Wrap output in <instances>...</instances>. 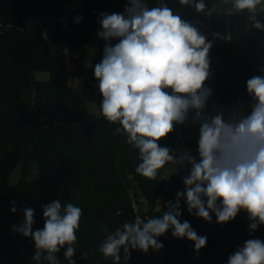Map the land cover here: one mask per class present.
<instances>
[{
	"label": "trees",
	"instance_id": "1",
	"mask_svg": "<svg viewBox=\"0 0 264 264\" xmlns=\"http://www.w3.org/2000/svg\"><path fill=\"white\" fill-rule=\"evenodd\" d=\"M67 1L0 0V264H37L32 259L34 240L13 231V225L22 224L24 209L31 207L33 231L42 229L43 206L54 200L82 209L72 258L76 264H114L111 257L105 258L98 251L106 236L124 223L133 222L136 216L146 220L162 215L166 204L175 202L176 193L184 191L183 177L190 171V166H178L164 176L160 169L155 180L137 174L138 150L115 132L117 124L93 114L84 97L68 83L62 59L83 45L89 32L101 30L100 13H123L127 0H80L83 16L77 24L71 20ZM161 2L147 0L149 7ZM165 3L173 11L200 14L193 7L180 5L178 0ZM205 3L209 9L212 5L222 7L212 17H204L202 23L208 41L213 42L209 53L211 75L206 81L212 91L208 110L222 111L227 119L232 112L247 111L251 98L246 81L264 75L258 70L264 68V31L248 26L247 12L230 17L223 14L222 0ZM44 14H49L52 21L38 31L29 30L26 17ZM258 17L264 23V12ZM214 32H231L232 40H214ZM98 42L95 64L102 60L105 45L99 37ZM64 48L68 49L67 54ZM73 59L79 68L81 57ZM94 66L90 81L97 80ZM38 71L50 77L38 79ZM90 88L100 107L101 94L93 86ZM241 104L245 106L240 108ZM193 115L190 111L189 120L176 125L160 145L178 150L176 142L181 139L187 148L198 147V125L191 124ZM21 161L25 162V171L36 162L39 176L10 184V175ZM160 199L162 206L157 208ZM135 201L136 205L146 201L149 208L137 210ZM181 212V222L187 220L198 235L207 237L206 246L198 254L193 242L173 238L169 230L158 238L164 245L162 249H149L147 253L130 249L127 264H227L229 256L246 240L264 241V225L250 235L246 211L224 224L217 223L214 213H210L211 223L190 214L183 200ZM105 226L107 232L103 231ZM64 251L62 248L56 254L59 264H68Z\"/></svg>",
	"mask_w": 264,
	"mask_h": 264
},
{
	"label": "clouds",
	"instance_id": "2",
	"mask_svg": "<svg viewBox=\"0 0 264 264\" xmlns=\"http://www.w3.org/2000/svg\"><path fill=\"white\" fill-rule=\"evenodd\" d=\"M178 2L205 18L217 12V6L209 9L205 0ZM222 5L226 16L247 12L251 28L264 31V23L257 19L264 12V0H222ZM199 23L182 19L165 0L152 7L147 0H127L123 13H100L97 35L105 45L94 76L102 96L101 115L117 124L115 132L138 150L135 171L142 177L155 180L168 163L175 165L172 172L177 166H190L183 177L184 191L176 193L175 202H168L162 215L146 220L136 216L106 236L98 251L114 264H127L130 249L159 251L164 245L158 238L169 230L173 238L193 242L198 254L207 237L198 235L187 220L181 222L182 200L190 214L209 223L210 213L224 224L243 210L250 221V235L264 225V75L246 81L251 98L246 112H232L226 119L222 111H209L212 91L206 81L211 75L213 42L200 31ZM212 36L232 40L231 32ZM44 38H48L46 32ZM63 51L67 54L68 49ZM258 70L264 72V68ZM190 111L194 113L191 124L198 125L199 159L186 148L173 150L159 143L176 125L189 120ZM81 216L80 207L54 200L43 206L42 229L33 231L34 209L29 207L24 209L23 223L13 225V231L34 240L32 259L37 264H59L56 254L62 248L68 264H76L72 258ZM103 231H108L106 226ZM227 264H264V241L246 240Z\"/></svg>",
	"mask_w": 264,
	"mask_h": 264
},
{
	"label": "rangeland",
	"instance_id": "3",
	"mask_svg": "<svg viewBox=\"0 0 264 264\" xmlns=\"http://www.w3.org/2000/svg\"><path fill=\"white\" fill-rule=\"evenodd\" d=\"M127 3L123 4V10L125 8V5ZM83 6V2L80 0H69L66 2V8L69 12L72 13L71 20L74 24H77V20L83 16V11L81 7ZM217 11H221L222 7L221 5H216ZM183 17L187 21H199L198 27L200 28V31L204 33L202 23L204 21V16L202 14L197 15H186V13L182 9H178L174 11V13H177ZM262 13V12H261ZM259 19V17H257ZM260 20V19H259ZM52 21V17L49 14H44L41 16H27L26 17V23L28 26V29L31 31H38L44 23ZM248 26L250 24L248 23ZM116 41H113L115 43ZM99 42H98V35L97 31L94 29L91 32H89L88 40L77 48V50L68 58H65L63 60V63L65 65V68L67 70V77H68V83L80 94L84 97V99L87 102L89 110L97 115L101 116L100 113V107L97 102V98L94 96L93 92L91 91L90 85L93 86L96 91L98 90V81H90L91 78V68L96 63L97 54L99 52ZM75 57H81V65L79 68L76 67L74 63ZM36 76L38 79H48L50 76L46 72L38 71L36 72ZM177 149H188L185 147L184 142L180 139L176 142ZM190 153L197 158L199 156L198 154V147L196 148H189L188 149ZM175 165H165L161 170L163 172L164 176H168L172 173V170L174 169ZM178 167V166H177ZM25 162L21 161L18 163L16 168L13 170V172L10 175L9 182L10 184H17L20 181H31L35 180L39 176V169L37 166V163L34 162L31 165L28 166V168L25 171ZM132 194H134V190L131 191ZM162 206V199L159 200L157 208H161ZM135 207L137 210L145 211L149 208V205L146 201H142L141 204L136 205L135 201Z\"/></svg>",
	"mask_w": 264,
	"mask_h": 264
},
{
	"label": "crops",
	"instance_id": "4",
	"mask_svg": "<svg viewBox=\"0 0 264 264\" xmlns=\"http://www.w3.org/2000/svg\"><path fill=\"white\" fill-rule=\"evenodd\" d=\"M66 58H68V57H66ZM62 60H64V59H62ZM186 147V146H185ZM189 149V148H188ZM191 149V148H190Z\"/></svg>",
	"mask_w": 264,
	"mask_h": 264
}]
</instances>
